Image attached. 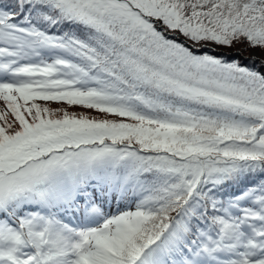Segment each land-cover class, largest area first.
I'll return each mask as SVG.
<instances>
[{
    "label": "snow or ice",
    "instance_id": "obj_1",
    "mask_svg": "<svg viewBox=\"0 0 264 264\" xmlns=\"http://www.w3.org/2000/svg\"><path fill=\"white\" fill-rule=\"evenodd\" d=\"M0 264H264V0H0Z\"/></svg>",
    "mask_w": 264,
    "mask_h": 264
},
{
    "label": "trees",
    "instance_id": "obj_2",
    "mask_svg": "<svg viewBox=\"0 0 264 264\" xmlns=\"http://www.w3.org/2000/svg\"><path fill=\"white\" fill-rule=\"evenodd\" d=\"M224 51H225V52H228V51H230V52H231V51H235V50H234V49H233V50H227V49H226V50H224ZM242 54H243V56H246L248 53H247V52H245V53H242Z\"/></svg>",
    "mask_w": 264,
    "mask_h": 264
},
{
    "label": "rangeland",
    "instance_id": "obj_3",
    "mask_svg": "<svg viewBox=\"0 0 264 264\" xmlns=\"http://www.w3.org/2000/svg\"><path fill=\"white\" fill-rule=\"evenodd\" d=\"M228 52H230V51H228ZM242 55H243V54H242ZM247 55H248V54H247ZM247 55H246V56H247Z\"/></svg>",
    "mask_w": 264,
    "mask_h": 264
}]
</instances>
